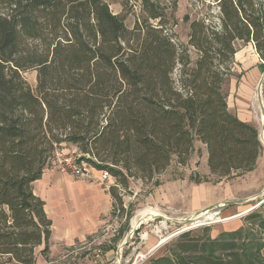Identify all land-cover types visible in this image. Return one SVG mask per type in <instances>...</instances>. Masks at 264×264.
Returning <instances> with one entry per match:
<instances>
[{
    "label": "trees",
    "instance_id": "obj_1",
    "mask_svg": "<svg viewBox=\"0 0 264 264\" xmlns=\"http://www.w3.org/2000/svg\"><path fill=\"white\" fill-rule=\"evenodd\" d=\"M219 23L190 21L189 45L166 28L177 20L156 0H141L149 19L132 28L106 0H0V256L36 264L52 221L34 182L57 147L79 146L110 170V193L152 180L176 159L184 165L206 145L215 181L255 168L263 145L258 128L230 111L223 85L238 39L264 60V0H215ZM125 5V3H124ZM170 14V15H169ZM189 21V16H186ZM35 69L34 88L23 72ZM177 72V73H176ZM129 216H127V219ZM234 230H186L163 254L140 264H264L260 213ZM261 222V223H260Z\"/></svg>",
    "mask_w": 264,
    "mask_h": 264
},
{
    "label": "crops",
    "instance_id": "obj_2",
    "mask_svg": "<svg viewBox=\"0 0 264 264\" xmlns=\"http://www.w3.org/2000/svg\"><path fill=\"white\" fill-rule=\"evenodd\" d=\"M236 63V74L230 80L228 107L239 118L258 129L260 125L261 129L263 111L255 90L264 73V62L257 55L250 59L241 58ZM262 99L264 103V94ZM197 144L201 151L195 150L186 164L173 159L161 173V182L147 196L150 209L163 213L197 214L204 208L216 206L222 212L226 208L219 207V204L234 201L231 205H239L264 192L263 149L253 170L219 181L197 182L192 177L194 174H210L207 147L201 142ZM173 164L176 167L172 171ZM34 193L44 200L46 213L52 221L50 257L61 255L60 258H66L67 253L78 255L92 249V243L105 238L102 228L118 209L116 200L103 184L81 181L57 167L44 170L34 182ZM113 251V247L106 250L107 254ZM41 261L42 264L53 263L51 260Z\"/></svg>",
    "mask_w": 264,
    "mask_h": 264
},
{
    "label": "rangeland",
    "instance_id": "obj_3",
    "mask_svg": "<svg viewBox=\"0 0 264 264\" xmlns=\"http://www.w3.org/2000/svg\"><path fill=\"white\" fill-rule=\"evenodd\" d=\"M115 13L125 15V22L128 27L132 28L135 22H144V20H150L148 22L156 23L155 20L149 19L148 14L144 11L141 4V0H106ZM162 6V9L171 12V9L175 2H177V8L175 10V16L177 20L174 22L172 19L166 21L167 30L174 34L175 40L179 44L188 45L192 59L195 60L198 56L196 49L190 46L189 33H190V21L198 18H207L212 20L213 23L218 24L220 9L217 1L215 0H156ZM125 3V5H124ZM170 15V14H169ZM186 16H189V21L186 20ZM236 53L234 61L230 64V70L228 77L223 85V91L228 99V92L230 91V80L234 74H236V62L241 58L250 59L253 56H259L255 45L252 41L245 42L243 40H236L234 42ZM260 57V56H259ZM262 59V58H261ZM237 60V61H236ZM263 60V59H262ZM264 62V60H263ZM177 73V72H176ZM23 75L27 81L35 88L37 85V71L30 69L23 72ZM258 92V89L255 90ZM262 94H264V81L262 85ZM260 133V125H259ZM260 137V135H259ZM262 142V141H261ZM263 150H264V144ZM197 149L199 145L196 144ZM84 154L80 150L79 146L71 143H63L62 146L57 147L46 168L52 167L53 161L59 159L68 158L70 160H79ZM86 160V159H85ZM81 162H87V161ZM176 160V159H175ZM89 163V162H87ZM174 163V161H173ZM175 164L172 165L171 169L174 170ZM163 173V172H162ZM199 174V173H198ZM205 175V174H201ZM211 180L215 181V177L211 176ZM210 180V181H211ZM161 182V173L156 175L152 180H141V179H130V188L128 191H123L120 188L121 196L123 199L124 211L114 213V217L117 215L116 223H112V216H109L107 224L111 222L110 230L105 232V238L101 241H96L90 246L95 250L90 249L82 252V254L75 255L74 253H67L66 258H60V256L50 257L48 259L42 254V249L45 244L39 245L36 248V264L41 263L42 259L46 261H53L52 264H140L151 257L161 255L165 252L168 243H170L179 234L184 232L185 229H191L193 231H201L204 227L210 228L211 235H218L224 230H234L239 228L245 223V217L252 213H260V217L264 218V192L256 195L252 201L243 202L237 204H225L224 207L229 209L228 211H219V208H211L213 214L207 221H199L194 224V214H174L171 212H164L160 210H154L160 215L155 218L143 217L140 221H143L129 238L127 244L122 249L120 246L126 240L128 233L132 229L134 217L143 209H150L148 204L147 196L152 191V188ZM239 206V207H238ZM119 208V206L117 205ZM119 210V209H118ZM200 213V212H198ZM238 217H232V216ZM127 216L129 218L127 219ZM168 218H165V217ZM201 216V215H199ZM170 217V218H169ZM192 217V220L189 218ZM194 217V218H193ZM152 218V219H151ZM203 219V217H202ZM176 220V221H175ZM206 220V219H205ZM165 221V222H164ZM186 221V222H185ZM138 222V223H139ZM261 223V222H260ZM114 228L117 230L115 231ZM259 238L263 243L261 255L264 263V227L259 229ZM186 231V230H185ZM102 236V234H101ZM163 240V241H162ZM114 248L111 254H107L106 250L110 247ZM0 264H17L14 260L10 259L9 256H0ZM42 264V263H41Z\"/></svg>",
    "mask_w": 264,
    "mask_h": 264
},
{
    "label": "built area",
    "instance_id": "obj_4",
    "mask_svg": "<svg viewBox=\"0 0 264 264\" xmlns=\"http://www.w3.org/2000/svg\"><path fill=\"white\" fill-rule=\"evenodd\" d=\"M84 160L85 159H81V157L79 158V160H77L78 162H76L75 160H70L68 158L59 159L58 162L53 161V165L51 166L57 167L62 172L69 173L81 181L103 184L109 190L112 186H119L117 184L116 177L112 175L110 170L105 169V168H98L90 162L87 163L88 162L87 160H85L87 162H81ZM118 209L116 211L117 213H119L120 211V209L119 210ZM235 216H232V217H235ZM116 220H117V215L116 217L113 218L112 223H116ZM204 221H207V219ZM110 224L111 222L109 224L106 223V225L102 228L103 231L105 232L109 231L112 225ZM114 230L116 231L117 229L114 228ZM103 236H105L104 232H103Z\"/></svg>",
    "mask_w": 264,
    "mask_h": 264
},
{
    "label": "bare ground",
    "instance_id": "obj_5",
    "mask_svg": "<svg viewBox=\"0 0 264 264\" xmlns=\"http://www.w3.org/2000/svg\"><path fill=\"white\" fill-rule=\"evenodd\" d=\"M261 105V104H260ZM261 132H262V134H261V137H262V139H263V141H264V131L263 130H261ZM205 209V208H204ZM157 214H159V213H157L156 211L154 212V210H152V209H143V210H141L135 217H134V219L132 220V222H133V225H138V222H139V220H140V218H143V217H145V218H147V217H152V218H155L156 217V215ZM213 214H215V213H213L212 211H202V212H200V213H198V214H194V217L196 216V215H201V216H196L194 219L196 220V222L194 221V224H197L199 221H202V220H205V219H208V218H211V216L213 215ZM239 216V215H238ZM238 216H235V217H238ZM202 217H203V219H202ZM151 218V219H152ZM165 218H167V217H165ZM170 218V217H169ZM200 219V220H199ZM168 220V219H167ZM199 220V221H198ZM176 221V220H175ZM165 222V221H164ZM186 222V221H185ZM203 222V221H202ZM163 241V240H162Z\"/></svg>",
    "mask_w": 264,
    "mask_h": 264
},
{
    "label": "water",
    "instance_id": "obj_6",
    "mask_svg": "<svg viewBox=\"0 0 264 264\" xmlns=\"http://www.w3.org/2000/svg\"><path fill=\"white\" fill-rule=\"evenodd\" d=\"M263 80H264V73H263V75H262V78H261V80H260V82H259V85H258V98H259V102H260V104H261V107H262V111H263V127L261 128L263 131H264V103H263V99H262V85H263ZM261 134H262V132H261V130H260V140L264 143V141H263V139H262V137H261ZM231 203H234V201H229V202H225V203H223V204H219L218 206L219 207H222V206H224L225 204H231ZM214 207H216V206H210V207H208V208H205L204 210H202V211H210L211 210V208H214ZM201 211V212H202ZM198 214V213H197ZM160 214H157L156 216H159ZM160 216H163V215H160ZM196 216H199V215H196ZM195 216V217H196ZM165 217V216H164ZM194 218V217H193ZM168 219V218H167ZM190 220H192V217L191 218H189ZM143 221H140L139 223H138V225H133L132 226V229L130 230V232L128 233V236H127V238H126V240L123 242V244L120 246V249H122V247L125 245V244H127V242H128V240H129V238H131V236H132V234L134 233V231L137 229V227L142 223ZM185 230H189V229H185ZM184 230V231H185Z\"/></svg>",
    "mask_w": 264,
    "mask_h": 264
}]
</instances>
